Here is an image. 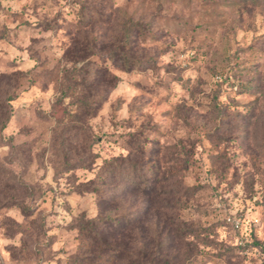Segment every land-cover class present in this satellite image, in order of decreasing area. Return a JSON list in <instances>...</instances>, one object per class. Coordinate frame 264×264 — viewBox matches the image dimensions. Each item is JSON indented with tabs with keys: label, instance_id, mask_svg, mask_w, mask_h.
<instances>
[{
	"label": "rangeland",
	"instance_id": "1",
	"mask_svg": "<svg viewBox=\"0 0 264 264\" xmlns=\"http://www.w3.org/2000/svg\"><path fill=\"white\" fill-rule=\"evenodd\" d=\"M3 101L0 264H264V0H0Z\"/></svg>",
	"mask_w": 264,
	"mask_h": 264
},
{
	"label": "trees",
	"instance_id": "2",
	"mask_svg": "<svg viewBox=\"0 0 264 264\" xmlns=\"http://www.w3.org/2000/svg\"><path fill=\"white\" fill-rule=\"evenodd\" d=\"M129 38V34L124 36V41H127ZM115 53V52H114ZM114 54H110L107 58L114 60ZM123 59V63L126 66H129L131 63V58L127 55L122 56ZM94 76H96L95 71H94ZM79 85V84H78ZM90 96H92L91 92H87L85 91L83 93V97L79 99V106H80V110L81 112H87L89 114H94L96 112L97 109V103L94 102V99H92ZM5 103V101L0 102V131H2L7 123L9 122L10 119V112H8L6 109L4 110V106L3 104ZM62 114V111H61ZM60 114V117H63ZM59 117V116H58ZM59 117V118H60ZM125 159V158H124ZM115 160H112V163ZM124 163V162H123ZM123 163L118 164L117 166V170H114L113 173L114 175H116L117 177H119L120 179H130V182H135L136 184V191H138L140 194L142 195H153V193L158 192L157 191V183L161 182V180L158 178V174H156L153 177H145L144 176V172L143 171V167L140 166L136 161H132L131 159H127L125 160V165L126 167L122 168ZM157 171V170H156ZM135 173L137 175H135ZM168 177V176H165ZM164 177V179H165ZM160 191V190H159ZM18 206L21 207V209L23 210V212H27L28 211V207L24 206L23 204L21 205L20 203H18ZM106 221V218H98V219H94L93 220V224H91L92 226H84V229H86L88 231V233L90 234V238L93 240V243L97 244V246H95V250H91L92 254H94V257L96 258H100L103 256V253L108 251V256H114L116 258L119 257H123V260L125 262V264H148V263H152L151 260H153L151 258V260H149L148 262L145 261L146 257L148 258V253L146 254V252L143 250V248L141 246H138V252L137 254H134L133 252H130L126 247L125 249L122 247L117 246L116 244H112L110 245L108 242V239L105 237L104 230L106 229L105 227L111 226L112 228L117 227V231L121 232L124 231L126 229H131L134 228V223H135V219L133 218H123V220H118V219H110L111 224H107L105 225V227H103L104 222ZM95 225V226H94ZM105 228V229H103ZM126 245V243H125ZM99 246V247H98ZM143 246V245H142ZM156 246V245H155ZM152 246V247H155ZM158 246V243H157ZM130 249V247H128ZM98 249V251H96ZM96 253V254H95ZM100 256V257H99ZM89 262L92 263L91 259L88 258Z\"/></svg>",
	"mask_w": 264,
	"mask_h": 264
},
{
	"label": "built area",
	"instance_id": "3",
	"mask_svg": "<svg viewBox=\"0 0 264 264\" xmlns=\"http://www.w3.org/2000/svg\"><path fill=\"white\" fill-rule=\"evenodd\" d=\"M237 226V225H236Z\"/></svg>",
	"mask_w": 264,
	"mask_h": 264
}]
</instances>
